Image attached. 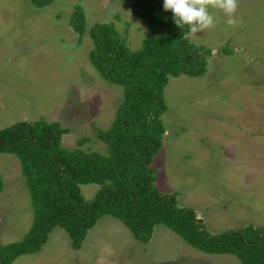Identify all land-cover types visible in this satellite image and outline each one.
Wrapping results in <instances>:
<instances>
[{"label": "rangeland", "instance_id": "1", "mask_svg": "<svg viewBox=\"0 0 264 264\" xmlns=\"http://www.w3.org/2000/svg\"><path fill=\"white\" fill-rule=\"evenodd\" d=\"M163 2V0H161ZM134 0H0V130L19 122H59L62 145L108 153L97 128L108 129L124 88L107 81L90 60L91 29L114 22L132 50L147 35L133 14ZM78 7L87 30L72 25ZM211 11V9H210ZM213 27L190 33L211 49L200 77H171L165 90L164 146L155 158L157 187L176 194L178 205L197 211L211 234L264 226V0H238L233 18L214 12ZM5 187L0 195V246L24 239L34 207L20 159L0 153ZM101 185H82L92 200ZM12 264H242L232 254L205 253L165 225L150 243L137 240L119 219L106 215L81 249L56 227L43 249Z\"/></svg>", "mask_w": 264, "mask_h": 264}, {"label": "trees", "instance_id": "2", "mask_svg": "<svg viewBox=\"0 0 264 264\" xmlns=\"http://www.w3.org/2000/svg\"><path fill=\"white\" fill-rule=\"evenodd\" d=\"M53 0H33L45 8ZM161 0H134L133 14L144 20L147 35L132 50L114 22L98 23L90 31V60L109 82L124 88V99L111 127L97 128L108 153L63 147L68 129L59 122H19L0 130V153L16 155L32 197L34 221L23 240L0 246V264L40 252L56 227L64 228L74 249H81L99 219L121 220L134 237L147 244L157 225H165L191 246L210 254H232L242 264H264V226L211 234L196 210L178 205L176 194L157 187L155 158L164 146L168 110L165 90L171 77L207 73L211 49L190 39L173 21ZM72 25L83 36L87 19L82 8ZM101 185L92 200L81 186ZM5 183L0 173V195Z\"/></svg>", "mask_w": 264, "mask_h": 264}, {"label": "clouds", "instance_id": "3", "mask_svg": "<svg viewBox=\"0 0 264 264\" xmlns=\"http://www.w3.org/2000/svg\"><path fill=\"white\" fill-rule=\"evenodd\" d=\"M164 11H170L175 25L182 30L196 34L207 30L216 23L214 12H222L228 17L226 23L235 25L233 18L238 0H163ZM211 9V11H210Z\"/></svg>", "mask_w": 264, "mask_h": 264}]
</instances>
